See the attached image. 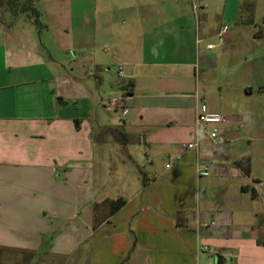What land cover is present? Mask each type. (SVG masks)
Segmentation results:
<instances>
[{"label":"crops","instance_id":"0c3cea01","mask_svg":"<svg viewBox=\"0 0 264 264\" xmlns=\"http://www.w3.org/2000/svg\"><path fill=\"white\" fill-rule=\"evenodd\" d=\"M147 2L151 8L153 0ZM229 5L225 3L222 15L236 26L249 25V17L239 14L240 4ZM97 10L94 5L92 13ZM158 14L156 10L132 18L126 30L134 27V35L123 33L111 43L108 57L119 80L108 101L116 100L113 108L121 115L114 127L90 117L87 120L95 123L96 132L89 129L85 135L77 130V120L74 130L61 113L68 101L77 100L62 94L63 86L75 85L82 94L79 99L108 109L107 102H98L77 79L86 74L79 62L72 74H55L42 56L34 27L21 32L17 23L3 32L0 133L13 122L40 126L45 133L37 145L0 148V264H205L212 258L219 264H264V198L259 181L240 185L241 193L248 194L243 203L239 196L225 198L224 188L220 199L237 205L227 208L219 201V210L212 213L202 209L203 187L195 189L197 181L185 177L192 164L196 173L208 168L210 175L222 179L243 176L235 162L248 156L234 159L230 167L208 163L212 144L205 135L195 134V94L205 96L197 79L198 63L215 50L207 49L211 42L202 51L199 45L206 33L217 34L225 25L213 29L211 14L204 12L196 20L193 36L184 25L174 28L168 22L148 20ZM161 28L168 30L165 40L157 32ZM68 46L73 48L74 43ZM98 62L94 55L89 60L93 70ZM89 72L88 77L102 81ZM108 133L122 152L129 141L146 149L144 169L137 163L130 169L131 179L121 177L124 182L112 189L104 165ZM190 143L196 148L184 147ZM131 154L132 150L127 153ZM158 155L168 162L163 172L154 165ZM117 199L124 205L108 211ZM240 205H248L247 218L237 216ZM9 252L22 258L6 257Z\"/></svg>","mask_w":264,"mask_h":264},{"label":"rangeland","instance_id":"374dc122","mask_svg":"<svg viewBox=\"0 0 264 264\" xmlns=\"http://www.w3.org/2000/svg\"><path fill=\"white\" fill-rule=\"evenodd\" d=\"M225 3L230 4L229 6L233 4L234 7L236 3L240 4L239 14L243 13L244 16L250 17L251 24L236 26L230 18L223 16ZM32 4L40 11L39 20L46 28L36 29L32 19H26L24 15L17 18L11 16L14 20L18 19L15 28L22 32L24 29L34 27L42 56L51 64L55 74H72L77 68L76 63L79 62L77 65H80L86 74L83 79H77L98 102H109L111 92L117 91L113 87L119 79L115 74V65L108 56L111 54V43L121 34L134 35V27L131 31L126 30V25L133 24L132 18L144 16L146 13L153 14L157 10L158 16L148 20L168 22L174 28L184 25L185 30H189L193 36L196 20H199V16L204 12L211 14L213 29L225 25L228 30L222 35V46L218 45L219 40L214 32L206 33L207 38L199 45L201 51L204 50L207 42L217 45L212 52L213 56L200 59L197 79L208 104L225 119V123L220 124L224 125L222 135L225 141L218 147L211 145L209 153L212 159L206 161L215 165L222 163L230 167L234 159L248 156L251 173H242L243 176L224 179L213 176V173L208 177H198L196 166L192 164L193 168L189 166L185 170V177L194 180L195 184L197 181L195 189L200 185L203 187L200 193L203 199V211L215 213L219 210L217 204L223 201L220 198L224 196L222 193L224 188L228 191L225 198L239 196L241 199L239 203L247 201L244 195L248 196V194L241 193L239 188L244 181L251 182L255 179L261 182L258 188L260 196L264 198V0H153L151 8H148L147 0H69L68 3L60 0H32ZM94 5L96 7L98 5L96 14L92 13ZM193 5L196 6L195 11ZM42 9H46V14ZM0 15V49H2L5 38L3 32L7 30L13 19L5 10L0 12ZM168 27L170 29V26ZM167 31V28H161L157 32H160V38L163 37L165 40ZM257 33L260 35L255 36ZM69 43H74V47L70 48ZM104 48L109 52L104 53ZM93 55L100 61L94 70L89 64ZM106 64L108 66L105 67ZM89 71H94L97 77L105 81H94L93 75L91 78L87 76L90 75ZM73 87L70 84L62 88V94L76 96L77 100L68 101V105L61 109V113L71 120L74 130L77 128L75 123L77 120L79 125L77 130H81L80 134L86 133L89 129L90 133H95V123L87 120L90 117L93 119L94 116L114 127L117 116L121 115L120 110L113 107L106 110L99 103L93 104L91 101L79 99L82 94L75 85ZM37 103L39 104V100ZM21 108L23 105L19 101L18 109ZM91 126L94 130H91ZM44 133V128L40 126L28 128L23 123H10L9 129L0 133L2 137L0 148L37 145L42 142L40 137ZM104 139L109 142L108 153L104 157V165L107 166L105 177L109 180V187L112 189L123 183L126 178L131 179L130 169L137 163L141 169H144L143 152L146 149L129 141L122 152L118 150L116 144L114 145L116 140L112 133H108ZM219 147L221 152H218ZM131 150L132 154L128 156L127 153ZM53 158L56 161L60 160L56 155ZM167 163L166 158L158 155L154 165L157 170L163 172ZM212 164L210 169H213ZM121 177L124 180H121ZM205 191L206 194H203ZM228 204H232L233 208L237 205L223 201L225 207ZM248 205L247 208L240 205L237 216L247 218ZM110 209L111 205L107 210ZM201 247L209 249L207 245L202 244ZM4 255L10 258H22L17 253L9 252ZM205 264H215V258L209 259Z\"/></svg>","mask_w":264,"mask_h":264},{"label":"built area","instance_id":"2783aa9c","mask_svg":"<svg viewBox=\"0 0 264 264\" xmlns=\"http://www.w3.org/2000/svg\"><path fill=\"white\" fill-rule=\"evenodd\" d=\"M193 10H196V6H192ZM227 31L226 26H222L217 33V37L219 40L218 45L222 46V35ZM199 42V40H197ZM215 44H208L206 47L208 50H213L216 48ZM121 75V69L118 72ZM195 98L197 101L196 106V114H195V134L196 136L205 135L211 144L215 147H218L224 143V137L221 132V125L225 123V119L215 111H212L208 107V101L205 96L196 93ZM106 108L110 109L111 107L116 106V100L113 99L107 103H105ZM197 146L196 143H190L184 145L186 149H195ZM197 174L199 177H208L210 175V170L208 168L198 169ZM261 184V182H258Z\"/></svg>","mask_w":264,"mask_h":264},{"label":"trees","instance_id":"16d2710c","mask_svg":"<svg viewBox=\"0 0 264 264\" xmlns=\"http://www.w3.org/2000/svg\"><path fill=\"white\" fill-rule=\"evenodd\" d=\"M5 10L6 14L8 16H12L17 18L18 16L24 15L26 19H32L33 26L41 30L43 28H46L42 22H40V11L32 4V0H0V12H3ZM1 17V15H0ZM11 17V19H13ZM18 19H13L11 24L8 25L9 27H13L17 23ZM252 19L249 17V19L246 21L247 24H251ZM235 165L241 169V171L244 174L250 173V158L249 157H243L240 160H237L235 162ZM242 190H248L246 187H242ZM251 196H255V191H250ZM124 200L117 199L114 202H112L110 211L113 213L117 211L120 207L124 205Z\"/></svg>","mask_w":264,"mask_h":264},{"label":"water","instance_id":"95a60500","mask_svg":"<svg viewBox=\"0 0 264 264\" xmlns=\"http://www.w3.org/2000/svg\"><path fill=\"white\" fill-rule=\"evenodd\" d=\"M62 104H64V103H62ZM215 264H219V263H218V260H217V261H215Z\"/></svg>","mask_w":264,"mask_h":264}]
</instances>
